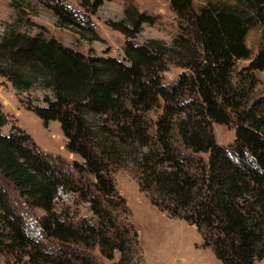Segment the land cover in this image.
Masks as SVG:
<instances>
[{
    "label": "trees",
    "instance_id": "1",
    "mask_svg": "<svg viewBox=\"0 0 264 264\" xmlns=\"http://www.w3.org/2000/svg\"><path fill=\"white\" fill-rule=\"evenodd\" d=\"M39 1L59 26L98 38L69 4ZM86 1L96 11L105 0ZM195 1L170 0L179 30L169 42H136L157 16L129 4L124 19L108 22L126 37L122 58L41 31L2 34L0 76L45 127L60 123L79 159L44 150L15 123L4 132L0 104V264H104L117 253L115 264H147L118 170L160 211L194 225L220 264L264 259V92L255 74L264 46L253 56L246 43L264 28V0ZM240 60L250 62L238 68ZM171 66L182 71L165 82ZM214 123L234 128V140L219 143Z\"/></svg>",
    "mask_w": 264,
    "mask_h": 264
},
{
    "label": "rangeland",
    "instance_id": "2",
    "mask_svg": "<svg viewBox=\"0 0 264 264\" xmlns=\"http://www.w3.org/2000/svg\"><path fill=\"white\" fill-rule=\"evenodd\" d=\"M61 1L76 9V12L87 20L86 23L94 27L97 39H90V32L83 33L76 26H59L53 11L39 0H0V37L9 28L32 34L41 31L47 37H55L84 53L122 58L126 37L122 32L113 29L108 22L124 19V11L129 4H134L140 12L157 16L154 25H143L141 32L134 38L136 42L145 43L152 39L169 42L179 30V19L171 8L170 0H105L96 11H92L91 5L84 3L86 0ZM207 1L209 0H196L195 4L198 7ZM246 43L254 56L259 48L264 46V28L261 25L252 28ZM249 62L250 60H240L238 68L248 65ZM181 71L180 67L171 66L164 72V81L176 79ZM255 74L260 80V92H264V70L255 71ZM0 104L8 115L4 132H8L15 123L26 129L44 150L61 154L69 161L79 159L66 149V139L60 123L52 121L45 127L35 113L20 104L12 84L1 76ZM151 115L156 117L154 112ZM213 129L219 143L228 144L235 138V130L232 127L214 123ZM115 180L132 210L130 218L139 231L147 264H220L212 249L203 246V238L197 228L185 220L169 217L152 205L150 199L140 192L137 181L127 171H116ZM62 197L65 204L75 205L73 197L64 194ZM84 206L82 204L81 210L86 214L88 210ZM34 211L35 214L41 213L38 209ZM28 217L29 222L34 223L35 215L32 213ZM118 257L117 253L114 260L101 258V261L104 264H115ZM256 264H264V259L258 260Z\"/></svg>",
    "mask_w": 264,
    "mask_h": 264
}]
</instances>
